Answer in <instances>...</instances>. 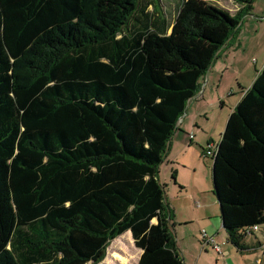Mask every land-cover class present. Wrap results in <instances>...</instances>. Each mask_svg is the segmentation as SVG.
<instances>
[{"label": "trees", "instance_id": "obj_1", "mask_svg": "<svg viewBox=\"0 0 264 264\" xmlns=\"http://www.w3.org/2000/svg\"><path fill=\"white\" fill-rule=\"evenodd\" d=\"M231 1L181 0L169 23L142 0H0V264H99L123 235L137 264H183L158 169L250 15ZM240 95L211 159L244 251L264 225V67Z\"/></svg>", "mask_w": 264, "mask_h": 264}, {"label": "crops", "instance_id": "obj_2", "mask_svg": "<svg viewBox=\"0 0 264 264\" xmlns=\"http://www.w3.org/2000/svg\"><path fill=\"white\" fill-rule=\"evenodd\" d=\"M237 33L218 52L199 83V91L188 101L158 169L183 264H264V233L262 238L257 235L260 231L248 236L244 251L228 243L205 172L206 159H211L205 151L209 146L217 148L228 117L241 98V89L250 88L264 67V41L251 49L253 46ZM247 47L251 55H246ZM202 230L213 237L220 253L210 245L202 248Z\"/></svg>", "mask_w": 264, "mask_h": 264}, {"label": "rangeland", "instance_id": "obj_3", "mask_svg": "<svg viewBox=\"0 0 264 264\" xmlns=\"http://www.w3.org/2000/svg\"><path fill=\"white\" fill-rule=\"evenodd\" d=\"M180 1L181 0H142V5H149L147 8L148 12H154L155 17L165 19L170 23L175 19ZM205 1L222 8L229 15H233L239 8V6L231 0ZM248 16V18L245 17L243 25L240 27L238 32L240 34V39H243L246 43L249 42L250 46H253L251 49H254L255 47L261 45L264 41V0H253L252 10ZM254 30H256V33ZM243 53L245 54V52ZM246 55H251L249 47H247ZM206 162L205 172L207 174L206 180L209 185V195H211L215 200V203H217L216 198L212 193V159L208 158L206 159ZM263 233L264 225L261 226L260 232H258L257 235L262 238ZM114 253L120 255L121 257H113L112 255ZM138 255L139 252L135 251L132 247V242L129 236L123 235L110 243L106 250L104 260L99 264H134Z\"/></svg>", "mask_w": 264, "mask_h": 264}, {"label": "built area", "instance_id": "obj_4", "mask_svg": "<svg viewBox=\"0 0 264 264\" xmlns=\"http://www.w3.org/2000/svg\"><path fill=\"white\" fill-rule=\"evenodd\" d=\"M190 138H192V136ZM215 152H216V148L209 146L207 148V150L205 151V155L213 157ZM257 230H258L257 227H253V229H252V231H254V232ZM207 245L212 246V248L214 250H216L218 253L221 252L219 246L215 243L213 237L208 236L207 233L205 232V230H202L201 231V246H202V248H205Z\"/></svg>", "mask_w": 264, "mask_h": 264}]
</instances>
